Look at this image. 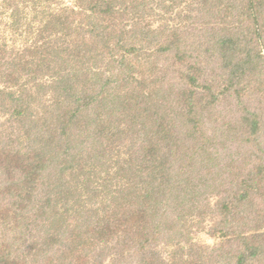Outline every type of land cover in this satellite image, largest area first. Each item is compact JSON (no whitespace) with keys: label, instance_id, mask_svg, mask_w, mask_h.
<instances>
[{"label":"trees","instance_id":"1","mask_svg":"<svg viewBox=\"0 0 264 264\" xmlns=\"http://www.w3.org/2000/svg\"><path fill=\"white\" fill-rule=\"evenodd\" d=\"M146 1L0 0V264H264V0H192L204 27L185 14L157 45ZM213 196L208 261L191 230Z\"/></svg>","mask_w":264,"mask_h":264},{"label":"rangeland","instance_id":"2","mask_svg":"<svg viewBox=\"0 0 264 264\" xmlns=\"http://www.w3.org/2000/svg\"><path fill=\"white\" fill-rule=\"evenodd\" d=\"M57 1L62 2L64 5H67V6H71L74 2V0H57ZM146 2L148 4V6H147L148 9L146 8L147 12H146V15L144 16V19H143V26H145V28L150 29V31L152 30L154 32V34L157 35L156 38L154 39V41L157 40V41H155L156 45L158 43L162 44V42H164L163 41V35H162L163 33H161V32L163 29H165L166 24L168 26H170L171 32H172L173 27L177 28L176 30H178V28H179L178 32H180V29L185 30L184 29L185 25H188L190 23V20L185 17V14H186V16H190L192 14L191 16L194 17L193 18L194 19V26L196 29L199 27L198 29L200 30L201 28L204 27V25L202 24L203 21L199 22L200 12L198 10V3L197 2L194 3V2H192V0H147ZM193 6H194V12L192 10ZM130 17H132L131 11L128 10V18H130ZM128 22H130V21H128ZM130 28H131V24L128 25V30ZM176 30H175V33H176ZM146 34H147L146 32L143 33V35H146ZM172 37H174L176 39V35L172 36ZM172 37L170 40H172ZM194 40H196V39H194ZM197 44H201V42L197 41ZM154 46L155 45L153 44L152 47H150L151 57L149 58L150 59L149 63H152V60H153L152 55L156 54V53H154V51H155ZM157 49H158V46H156V50ZM262 54L264 55V49L262 51ZM157 55H158V52H157ZM164 56H165V54L164 55L162 54L159 57V61H158L159 67H161L165 63V57ZM199 57L200 58L197 59V66L195 68V70H196L195 74H197V75L207 74L208 68H206V66H205L206 60H207L206 51H203L202 55ZM170 58H172V55H170ZM204 58H205V61H203ZM199 65H202L204 67L202 69H200ZM211 75L213 76V73H211ZM135 76L137 77V75H135ZM137 78H139V80L141 79V77H137ZM147 78H148V76H145L144 80H142L144 82V85H146L145 81L147 80ZM261 102H262L261 105L264 106V96H263ZM216 110L217 109H213L212 114L218 112ZM263 112H264V109H263ZM192 118H193V114L191 113L190 116L187 118L188 119L187 121L192 122V120H191ZM149 121H151V120H149ZM213 122L215 125L217 123L219 124V120H213ZM214 128L215 127L212 125V122L210 124H208L207 125V131H208L207 133L212 132ZM202 130H204V128H202ZM232 130H233L232 133L236 134V136H237L238 132L235 131V128H233ZM212 133H214V131ZM243 133H244V130H243ZM248 134H249V131L246 130L245 133L243 134L242 142L246 141L245 136H247ZM199 137H200L201 141H202V139H204L201 136H199ZM232 138H234V137L232 136ZM140 141H141V144H140L141 149L144 146L143 152H146V151L150 152V148H152V145L149 149H146L148 147V144H150V143H148V142H150L149 139L142 137L140 139ZM143 141H146L147 143L143 142ZM132 143H134V139L130 138V137H128V141L125 144V146H128V148L124 147V145L122 143L121 144H119V142L115 143V146L120 149L119 153H120L121 157L122 156H125V158L129 157L128 156V152L130 151L129 147L132 146ZM137 143H136V146H137ZM200 143H202V142H200ZM203 143H204V141H203ZM125 148H127L128 150L126 151ZM115 151L117 152V149H115ZM125 152H126V154H124ZM111 173H114V170H111ZM115 173H116V169H115ZM9 174L11 175V178H10L11 182L17 181L18 178L20 177L16 171H15V174L11 173L9 171ZM121 178H122L120 181L121 185H125L127 183V181H126L127 175L122 174ZM0 180H2L1 175H0ZM36 190H38V191L41 190L40 186H37ZM218 198H220V197L213 196L209 199V201H208L209 207H210L209 215H205V217H206L205 220H201L203 218L197 216L195 219L196 223H195L193 229L191 230L193 237L195 238V242H197L198 244H201V251L204 252L203 256L205 258H208V261L214 257L213 250L217 245H219L218 243H220V241H221L218 233L215 232V229L217 228V224H218L219 219H220V215L216 211V207L219 203L217 201ZM185 213H186V211H185ZM185 213L182 216H185ZM180 216H181V212L179 213V217ZM11 220H13V219H11ZM182 226H184V225L182 224L181 221L179 223H177V230L179 231V233L181 232L180 230H182ZM188 228L190 230V223L188 224ZM184 236L186 237V235H184ZM167 237H168V234L162 235V234H160V231L153 230L151 233V242H150V248H149L150 253H152V254L159 253L162 256H164V258L166 259V256H168L169 253H171L172 249H173L172 246L166 245V238ZM11 242L12 241L10 239V243ZM3 246L6 247V245H3ZM7 247L6 248L9 249V251L11 252L12 248H10V246H7ZM20 249L21 250L19 251V253H20L19 260L24 261V259L26 257V253H24L25 248H24V246H21ZM1 250H3L2 247H1ZM62 253H63V249L61 247L60 254H62ZM122 254L124 256V259L128 260V256H127L128 253L123 252ZM63 255H64L63 261L60 260L59 264H67L66 262L69 260H72L74 262V264H81L82 260H81L80 251L73 250L69 253H64ZM50 258H51V256H49V257L46 256V261H47L46 264H54V261L50 262ZM104 264H122V259L120 258V256L116 257V255L113 252H110V254L108 253V255L106 256V258L104 260ZM123 264H128V263L124 262Z\"/></svg>","mask_w":264,"mask_h":264}]
</instances>
